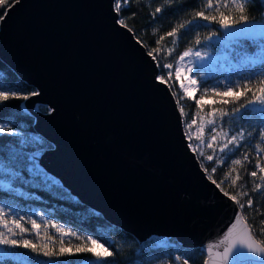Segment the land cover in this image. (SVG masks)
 Masks as SVG:
<instances>
[{"label": "water", "instance_id": "95a60500", "mask_svg": "<svg viewBox=\"0 0 264 264\" xmlns=\"http://www.w3.org/2000/svg\"><path fill=\"white\" fill-rule=\"evenodd\" d=\"M5 12L0 58L35 87L23 105L52 143L33 151L34 160L139 241L172 236L202 247L210 261L207 248L241 209L203 167L173 90L147 47L118 23L114 0H15ZM218 28L227 39L264 36L263 19ZM247 256L241 264L262 258Z\"/></svg>", "mask_w": 264, "mask_h": 264}, {"label": "trees", "instance_id": "16d2710c", "mask_svg": "<svg viewBox=\"0 0 264 264\" xmlns=\"http://www.w3.org/2000/svg\"><path fill=\"white\" fill-rule=\"evenodd\" d=\"M15 0H0V15ZM117 3L120 0H116ZM208 0H128L122 10L118 12L120 20L131 28L135 36L147 47L157 61L159 77L163 78L173 90L178 105L184 102V107L192 111L195 107V98L183 95L178 82L172 77L165 75V64H174L178 56L186 49L200 45L210 37L221 35L218 22H209L195 15L203 11L205 15L219 13L214 8H206ZM222 0H212L213 5ZM230 2V0H229ZM246 4L244 15L247 18L262 19L264 17V0H244ZM160 7L162 11L155 13ZM229 22H238L240 12L235 9L220 8ZM155 13V15H154ZM264 20V19H263ZM184 24V28L178 26ZM178 28L175 37L166 34ZM163 37V39H161ZM223 37V36H222ZM264 37V36H263ZM259 38V37H258ZM258 38H235L236 48L231 50L235 58L254 49L253 39ZM159 41V43H157ZM199 41V42H197ZM236 79L234 89L236 96L230 95L228 103L224 104L232 112L240 105H247L235 113L229 123L239 134L243 132V138L238 135L240 146L228 154L221 162H202V156L198 155L208 175L214 179L220 187L230 195L247 192L248 195H239L237 199L245 204L243 215L252 227L255 236L264 240L259 233L264 229V182L259 180L261 175L256 169V164L264 163V151H258L257 145L264 148V140L259 133L264 131V116L251 109L248 101L252 99L253 92L259 87V82L264 80V60L253 65L242 64L239 68L229 73ZM247 84L252 89L245 95H240L243 86ZM35 87L21 79L16 72L0 58V91L15 94L5 102H0V127L8 131L0 133V179L8 184L0 183V204L18 216H23L22 221L27 233L38 249L45 243L49 244V250L53 252L45 256L42 250L33 251L31 248L20 246L14 248L18 252L26 254L28 261H23L12 255L0 257V264H34L42 259H49L56 264H69L85 261L90 264H204L206 254L202 247H188L182 245L172 236L151 235L143 241H139L132 233L108 221L98 210L83 203L73 195L54 175L44 171V168L30 157V153L38 148L52 145L47 139L38 134L33 127L34 115L24 107L23 97L35 92ZM259 94V93H257ZM19 97V98H16ZM41 110L47 111L45 104H37ZM224 120L228 121L227 116ZM196 152V151H195ZM248 160H244V155ZM201 157V158H200ZM233 159H240V165L232 164ZM216 171L213 173L212 168ZM256 170L257 177H251L250 172ZM237 176L240 178L237 179ZM237 179L233 186L231 181ZM0 180V181H1ZM260 184L259 191L254 190L255 185ZM253 200L252 208L246 206L247 200ZM259 209V212L256 210ZM35 220L41 227L49 224L47 234L53 236V241L47 237L35 236L31 232V221ZM61 227L72 233H76L82 239L91 236L97 239L109 251L111 257L97 260L92 253L83 252L75 254H60V240L71 241L73 248L81 243L74 236H63L52 225ZM60 225V226H59ZM46 236V235H45ZM67 247V244L65 245Z\"/></svg>", "mask_w": 264, "mask_h": 264}, {"label": "snow or ice", "instance_id": "6c2138e0", "mask_svg": "<svg viewBox=\"0 0 264 264\" xmlns=\"http://www.w3.org/2000/svg\"><path fill=\"white\" fill-rule=\"evenodd\" d=\"M115 2V0H114ZM128 2V0H120L119 3H116V11L120 12L123 8V6ZM215 7V11L217 13H219L220 19L217 21V17L216 15L213 14H209V15H205V13L203 11H198L195 13V15L197 17H200L206 21L209 22H218L220 23V25L227 29L230 27V22L228 20L227 17L224 16V13L220 11V8H228V9H235L236 11L240 12L241 15L239 16V20L244 21L245 23H247V16L244 15L243 13L245 12L246 9V4L244 2V0H222L221 3H217L216 5H213L212 0H208L207 4H206V8H214ZM162 11V9L160 7H157L155 9V13H160ZM154 13V15H155ZM7 15V12H5L3 15H0V19H3L4 16ZM118 23L122 26V27H127V25L125 24L124 20H119ZM186 25L181 24L178 27L179 28H184ZM177 31L178 28H173L172 31H169L166 35L168 37H175L177 35ZM163 39V37L161 38ZM199 42V41H197ZM157 43H159V41H157ZM151 54V53H150ZM191 54V49H188L186 51H184L183 55H181L179 57L180 61H183L185 59V57H188ZM195 55L197 57L203 58L202 54L200 52H196ZM164 67L172 69L173 65L172 64H166L164 65ZM190 73L191 72V68H187L182 69V67H176L175 68V75L177 77V79L179 80V78L181 77L182 74H184V72ZM161 82H165L163 80V78L161 79ZM197 84V81L195 79H189L188 80V84L185 85L183 81L180 82V87L183 90L184 94L187 95L189 93H194L195 91H197V89L193 86H195ZM205 90V94H206ZM213 91V95H217V96H236V90L233 88H228L226 91L224 92H220L217 89L212 90ZM248 91H252V89L249 87V85L245 84L243 86V91L240 92V95H245L246 92ZM259 93V94H257ZM35 95V93L33 94ZM10 96L15 97V94H10L8 92L5 91H0V102H5L7 101ZM19 98V97H16ZM23 99H28L27 96H24ZM205 99V95H201L200 97V101H197V104L199 105L201 101H203ZM236 99H239V96H236ZM224 104H227L228 101L227 100H223L221 101ZM248 104H259L261 106H264V80L259 82V87L256 89V91L253 92V96L252 99H250L248 101ZM247 105H240L239 107H237L234 110V113H238L240 112L241 108H246ZM181 111H183V109H181ZM217 110H214L211 115L215 116V112ZM229 113H221V115H228ZM193 123H195V121H193ZM208 124L210 125H214L215 121L214 120H209ZM189 127H191V125H189ZM6 131H8L6 128L4 127H0V133H5ZM203 131V127L201 128V132ZM213 133H215V128L212 129ZM220 135L225 137L226 142H224L220 147H219V151L221 153H225L228 149L230 145H234L235 147H239L240 143L237 140V136L233 135L230 138L228 137V133L227 132H222L220 133ZM240 136V138H243L244 133L240 132L238 134ZM259 137L261 140H264V131H261L259 133ZM197 139H200V136H197ZM217 135L213 134L211 136V142H207L206 146L209 149L213 148L214 143H217ZM257 150L258 151H264V148H261L260 145H257ZM206 159L208 161H212L214 159L213 155H208L206 157ZM244 160H248V156L245 154L243 156ZM232 164L234 165H240L241 164V160L240 159H233L232 160ZM256 169H258L259 173H261L262 175L259 176V180L264 182V167H262L259 163L256 164ZM216 171V168L213 167L212 168V172L214 173ZM250 176L251 177H257L258 176V172L256 170H253L250 172ZM240 177L237 176V179H239ZM237 179H234L231 181L232 185L235 186ZM213 183H216L215 180H213ZM217 187H220V184H217ZM261 189V185L260 184H256L255 185V189L256 191H259ZM223 190V189H221ZM225 195H229V193L225 192ZM239 195H244L247 196L248 193L247 192H242V193H237L236 195H231L230 199H232L234 202H236L239 205V208L241 209V214L238 215L235 218V222L232 224L231 228L228 230L227 234L224 236L223 239H221L217 244H214L212 246H209L207 248V252L209 254V257H212V259H210V261L206 262V264H241V258L243 256H247L248 253H252L254 256H258V257H262L261 259L257 260L254 258H251L248 261V264H264V240H260L257 241L255 238V235L252 232L251 229V225H249L243 215V208L245 207V204H241L239 202V200L237 199V197ZM246 206L248 208H252L253 206V200L251 198H249L246 202ZM257 212H259V209L256 210ZM7 215L8 213L5 212V210L3 208H0V227L6 229L7 231H0V245H17L20 244V246L23 247H27V248H31L33 251H37V250H42L43 254L45 256H50L53 254L52 251L49 250V244L45 243L42 245V248L38 249L37 246L30 240L27 239H21L19 241H17L16 239H10L8 234H11L12 236L17 235V232L14 231V229H19V233L23 234L24 232L28 231V229H26L25 227H23L22 225V221L24 220L23 216H19L16 219H12L9 220L7 219ZM262 223H264V221H262ZM31 226L32 229L35 230L37 236L39 237V230L41 225L38 224L35 220L31 221ZM53 228L57 229V232H59L62 237L63 236H74L77 240H81L80 244H77L74 248L71 244V241H65L64 239L61 238L60 240V248H59V253L60 254H75V253H83V252H88V253H92L93 256L96 257L97 260H102L105 259L107 257H111L113 255V252L109 251V249L107 247L104 246V244L100 243L97 239H93L91 236H88L86 238H81L80 236H78L76 233H72L68 230H65L63 228H58L55 224L52 225ZM47 240L48 241H53L55 238L51 235H48L47 233H45ZM259 235L264 236V229H262V231L259 233ZM67 244V247L65 246ZM97 249H99V251H97ZM214 249H216L217 251L215 252V256L213 257V252ZM245 249L247 251H245ZM5 254L0 253V257H2ZM7 255H14V254H7ZM248 257V256H247ZM69 264H75V262H69ZM79 264H85V261H80ZM90 264H96V261H91ZM183 264H188V260H184Z\"/></svg>", "mask_w": 264, "mask_h": 264}, {"label": "rangeland", "instance_id": "374dc122", "mask_svg": "<svg viewBox=\"0 0 264 264\" xmlns=\"http://www.w3.org/2000/svg\"><path fill=\"white\" fill-rule=\"evenodd\" d=\"M262 19H264V17ZM252 42L254 44V49L252 51L247 52L244 55L241 54L239 58H235L231 54V50L236 48L235 41L224 38L219 34L210 37L207 41L200 45L189 48L191 49V54L188 57H185L183 61H180L179 57L183 55V51L174 62L172 69L164 67L165 75L172 77L173 80L175 79L179 86L181 81H183L185 85L188 84L189 79H195L197 81V84L193 86L197 89V91L194 93L185 95L181 89L184 96L195 98L194 109L189 111V109L184 107V102L179 104V108L180 110L183 109V111H181L183 126L190 145L196 151V153H198V155L202 156V158L200 157L202 162L208 161L206 159L208 155H213L215 160L221 162V160H223L226 155L232 154L233 150L235 149L234 145H230L229 149L225 153H221L219 151V147L224 142H226L225 137L220 135V133L227 132L229 138L233 135H236L237 140L239 137L236 130L232 127V125L229 124L235 115L233 114L234 112L226 108L224 103L221 102L223 100L228 101L230 96L213 95L212 90L217 89L220 92H224L228 88L234 89L235 83H237V81L236 79H233L229 73H231L234 69L239 68L242 64L253 65L256 62L264 60V37H259L258 40L253 39ZM196 52H200L203 58L197 57L195 55ZM176 67H182V69L185 70L187 68H191V72L187 73L185 71L178 80L175 75ZM205 90H207L206 94ZM201 95H205V99L198 105L197 101H200ZM249 106L253 111L258 112L260 116H264V106L259 104H249ZM214 110H217L215 112V116L211 115ZM221 113L229 114L222 116ZM224 116H227L228 121L224 120ZM209 120H214L215 124H208ZM193 121H195V123H193ZM189 125H191V127H189ZM202 127L203 131L201 132ZM213 128H215V133L212 131ZM213 134L217 135L218 142L214 143L212 149H209L206 144L207 142H211V136ZM198 135L200 136V139H197ZM30 157H32V153H30ZM260 165L264 167V163ZM0 169L6 170L5 168H1V166ZM0 183L4 185L8 184V182L4 179H2ZM0 208H3L5 212L8 213L7 219L9 220L19 217L17 214L13 213V210H9L2 204H0ZM21 223L23 227H25L24 223ZM49 228H51L49 224H46L44 227H40L39 236L45 239V233L48 232ZM0 231L6 232L7 230L0 227ZM14 231L17 232V235L12 236L11 234H8L10 239H16L17 241L21 239H31L30 234L27 233V231L23 234L19 233V229H14ZM31 232L37 236L35 230L31 229ZM18 245L19 244L15 246L0 245V253L14 254L12 256H15L16 258H19L23 261H28L26 254L18 252L16 249H14ZM97 251H99V249H97ZM34 264H56V262L49 259H42L38 263Z\"/></svg>", "mask_w": 264, "mask_h": 264}]
</instances>
